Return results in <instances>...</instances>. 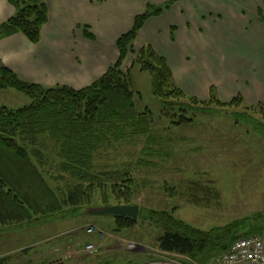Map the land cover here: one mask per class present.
Masks as SVG:
<instances>
[{
  "label": "trees",
  "instance_id": "1",
  "mask_svg": "<svg viewBox=\"0 0 264 264\" xmlns=\"http://www.w3.org/2000/svg\"><path fill=\"white\" fill-rule=\"evenodd\" d=\"M9 1L16 11L0 24V40L22 33L32 43H39L42 29L49 20L47 2ZM178 1L182 0H168L162 4L147 2L145 12L138 15L133 27L119 37L116 63L83 88L68 85L46 87L23 80L0 60V88H14L31 100L18 109L0 105V231L20 225L47 224L60 213H64V217L70 216L90 204L97 192L103 195L106 204L109 194L114 196L117 205L133 204L136 181L122 171L95 172L94 154L101 144L112 139L147 136V145L153 139V113L148 108L140 111L137 106L136 95H141L133 88L134 67L150 75L154 94L163 106L161 114L176 127L193 124L199 113H210L209 105L226 108L244 104L240 95L229 102L221 101L214 88L206 99L187 95L177 84L166 58L150 44L136 53L129 69H123L128 55L134 53V42L146 22L163 15ZM84 33L87 38L95 39L88 26L84 27ZM257 106L264 113V103ZM232 114L237 116L236 122L248 121L264 136V124L253 115L251 122L244 119L250 116L247 113ZM49 150L55 151L60 159L59 168L70 178L66 184L68 188L62 194L46 177L50 171L47 165L57 159ZM165 191L168 196L177 197V192L169 185ZM188 194V202L196 205L206 203L212 195H219L196 182L191 183ZM174 210L145 212L140 207L138 220L151 219L163 227L164 233L159 238L161 250L188 255L203 264H209L229 250L238 239L264 232L253 227L260 214L234 221L224 228L205 231L178 219ZM114 218L118 230L138 223L130 218ZM241 231L244 233L240 234Z\"/></svg>",
  "mask_w": 264,
  "mask_h": 264
},
{
  "label": "rangeland",
  "instance_id": "2",
  "mask_svg": "<svg viewBox=\"0 0 264 264\" xmlns=\"http://www.w3.org/2000/svg\"><path fill=\"white\" fill-rule=\"evenodd\" d=\"M132 75L133 88L141 95H136L138 109L153 113V139L149 145L147 136L104 142L94 154L95 172L128 173L137 184L132 203L145 212L175 209L178 219L205 231L260 214L253 227L264 230V136L254 124L236 122L237 116L232 114L247 113L250 116L244 119L253 122V115L264 124L262 110L247 108L245 103L226 108L212 104L211 112L199 113L193 124L176 127L162 116L163 106L154 94L150 75L137 66ZM30 102L14 88H0V105L18 109ZM49 151L57 159L49 162L50 171L45 174L62 194L70 178L59 168L55 151ZM192 182L219 195H212L202 205L189 203ZM168 185L177 197L168 196ZM108 197L106 204L97 192L90 204L70 216L60 213L47 224L0 231V264H203L191 256L161 250L159 238L164 230L151 219L142 218L136 225L118 230L113 216L89 213L117 205L114 196ZM89 244L97 250H87Z\"/></svg>",
  "mask_w": 264,
  "mask_h": 264
},
{
  "label": "crops",
  "instance_id": "3",
  "mask_svg": "<svg viewBox=\"0 0 264 264\" xmlns=\"http://www.w3.org/2000/svg\"><path fill=\"white\" fill-rule=\"evenodd\" d=\"M45 1L49 20L41 41L32 43L22 33L1 39L0 60L23 80L79 89L116 63L117 41L145 12L146 3L168 0ZM15 11L9 0H0V24ZM86 26L94 40L86 37ZM146 44L166 58L187 95L208 98L214 88L223 102L240 95L250 106L264 103V0L178 1L146 22L124 70Z\"/></svg>",
  "mask_w": 264,
  "mask_h": 264
},
{
  "label": "built area",
  "instance_id": "4",
  "mask_svg": "<svg viewBox=\"0 0 264 264\" xmlns=\"http://www.w3.org/2000/svg\"><path fill=\"white\" fill-rule=\"evenodd\" d=\"M86 249L97 250L94 244L87 245ZM209 264H264V232L238 239Z\"/></svg>",
  "mask_w": 264,
  "mask_h": 264
},
{
  "label": "water",
  "instance_id": "5",
  "mask_svg": "<svg viewBox=\"0 0 264 264\" xmlns=\"http://www.w3.org/2000/svg\"><path fill=\"white\" fill-rule=\"evenodd\" d=\"M227 114H229L227 112ZM94 215H110L113 217L130 218L138 220L140 214V206L137 204H120V205H108L97 210L89 211Z\"/></svg>",
  "mask_w": 264,
  "mask_h": 264
}]
</instances>
